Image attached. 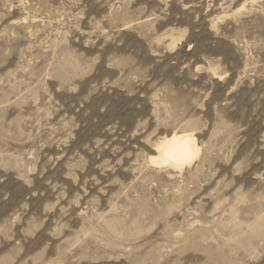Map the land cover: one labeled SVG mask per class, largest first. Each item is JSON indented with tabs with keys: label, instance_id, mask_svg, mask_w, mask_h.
<instances>
[{
	"label": "rangeland",
	"instance_id": "1",
	"mask_svg": "<svg viewBox=\"0 0 264 264\" xmlns=\"http://www.w3.org/2000/svg\"><path fill=\"white\" fill-rule=\"evenodd\" d=\"M0 264H264V0H0Z\"/></svg>",
	"mask_w": 264,
	"mask_h": 264
},
{
	"label": "bare ground",
	"instance_id": "2",
	"mask_svg": "<svg viewBox=\"0 0 264 264\" xmlns=\"http://www.w3.org/2000/svg\"><path fill=\"white\" fill-rule=\"evenodd\" d=\"M154 151L157 156L151 158V165L159 169H173L179 173L190 168L202 153L194 135L188 133H173L170 137H165Z\"/></svg>",
	"mask_w": 264,
	"mask_h": 264
}]
</instances>
